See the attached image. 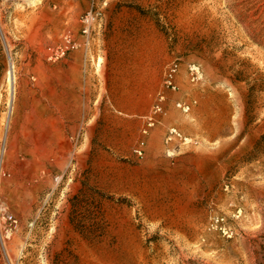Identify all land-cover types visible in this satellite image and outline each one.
I'll return each mask as SVG.
<instances>
[{"label":"rangeland","instance_id":"obj_1","mask_svg":"<svg viewBox=\"0 0 264 264\" xmlns=\"http://www.w3.org/2000/svg\"><path fill=\"white\" fill-rule=\"evenodd\" d=\"M0 264H264V0H0Z\"/></svg>","mask_w":264,"mask_h":264},{"label":"built area","instance_id":"obj_2","mask_svg":"<svg viewBox=\"0 0 264 264\" xmlns=\"http://www.w3.org/2000/svg\"><path fill=\"white\" fill-rule=\"evenodd\" d=\"M66 49L67 48H59L57 50V55L58 56H64L66 54ZM179 69H180V63L178 62H173L170 66H169V69L166 73V78H165V85L167 88H171L173 90H177L178 89V85H177V82H176V77H177V74L179 72ZM165 99V96L164 95H161L160 97V101L155 104V106L153 107L152 109V113L149 117V121H150V125H153L155 120H156V115L159 114V113H162L163 111V105L160 103L162 100ZM178 106L181 107L184 111L188 112L191 107L190 105H187V104H184V103H181L179 102L178 103ZM147 132V131H145ZM170 134L171 135H175V136H180L178 130L176 128H172L170 130ZM141 145H144V142L141 143ZM136 152L139 153L140 155H142L143 151H142V148L139 147L136 149Z\"/></svg>","mask_w":264,"mask_h":264},{"label":"bare ground","instance_id":"obj_3","mask_svg":"<svg viewBox=\"0 0 264 264\" xmlns=\"http://www.w3.org/2000/svg\"><path fill=\"white\" fill-rule=\"evenodd\" d=\"M11 80H12V82H14L13 76L11 77ZM12 92H13V95H14V86H12Z\"/></svg>","mask_w":264,"mask_h":264}]
</instances>
